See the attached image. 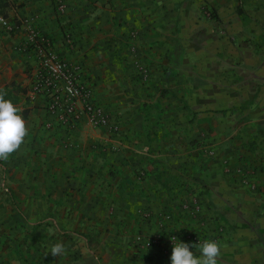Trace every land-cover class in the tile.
I'll list each match as a JSON object with an SVG mask.
<instances>
[{
    "label": "crops",
    "instance_id": "obj_1",
    "mask_svg": "<svg viewBox=\"0 0 264 264\" xmlns=\"http://www.w3.org/2000/svg\"><path fill=\"white\" fill-rule=\"evenodd\" d=\"M62 2L0 0V91L27 129L0 159V264H170L165 243L136 246L157 213L174 206L185 228L198 219L185 204L200 201L224 222L225 199L264 193V0ZM38 45L82 67L105 124L48 114L32 94ZM220 247L217 264H232Z\"/></svg>",
    "mask_w": 264,
    "mask_h": 264
},
{
    "label": "rangeland",
    "instance_id": "obj_2",
    "mask_svg": "<svg viewBox=\"0 0 264 264\" xmlns=\"http://www.w3.org/2000/svg\"><path fill=\"white\" fill-rule=\"evenodd\" d=\"M58 4H60V6L64 5L62 0H58ZM206 15L208 17L213 16V10L211 8H208L206 11ZM150 75L151 74L148 68L146 67V82L151 79ZM87 86L90 88L92 95L91 99L92 102L95 104L96 100L94 90L90 85L87 84ZM44 95H47L48 97L46 109L48 114H52L55 116V119L60 120L59 114L53 113V111L48 108V104L51 102V94H43L41 95V97ZM85 115L87 119L90 120L88 114ZM85 115H82L80 117V120H83V116ZM107 120H109V115L107 116ZM260 158L261 159L257 160V162H259V164H261V162L264 163V158ZM258 166H256V168L254 169L256 173L258 172V169H260V165ZM233 168L234 167L231 166V182H236L239 184L241 183L245 186L248 185L250 188H245H247L246 190H248L249 193H258L259 188L257 186V183L250 182L249 176L248 174H245V172H236V170H234ZM231 192H235V190H231ZM257 197H259V199H257L255 202L250 199L251 203L250 201L244 203L245 198L242 202H238V200L232 197H230L229 200L225 199L224 202L227 204L225 211H229V215H227L228 218L224 222L221 220L223 214V209L221 205L214 206L215 216L208 220L207 216L209 215L203 216L204 205H202L200 201L198 203L195 200L196 202H194L192 205L185 204L184 208L187 210V212H190V215L192 213L198 214V219L196 221L189 220L183 221L181 223L185 224V228H180L178 226L179 220H176L175 218L176 212L173 211V206V208L167 211L157 213L159 214V216L156 215L157 218L155 217V220L148 221L153 222L156 232L152 235L146 236V238L144 239L141 238L143 244L140 243L139 240H137L138 242L136 241V246H143L144 249L155 246L160 248L165 243V246H168L170 248V253L166 254V256L170 258L172 250V240L175 242L180 239L182 241L188 242L190 245L196 244L197 250H191H193L194 253L199 256L200 245L205 240H215L218 242L219 245L228 244L231 247L228 253L225 252V257L228 255L230 257L229 260L232 264L237 261H241L244 264L252 263L253 260H255L256 263L260 262V264H264V193L257 195ZM242 212L245 214H242L245 217L241 215ZM232 213H236V217H232ZM223 234H225V237L223 238L224 242L222 241ZM227 234H229V238L226 237ZM126 256L128 255L126 254ZM136 258L138 260L143 261L146 260V255L143 256L142 254H139L136 256ZM153 258L155 259V255L153 256Z\"/></svg>",
    "mask_w": 264,
    "mask_h": 264
},
{
    "label": "built area",
    "instance_id": "obj_3",
    "mask_svg": "<svg viewBox=\"0 0 264 264\" xmlns=\"http://www.w3.org/2000/svg\"><path fill=\"white\" fill-rule=\"evenodd\" d=\"M0 21L10 31L7 19L1 16ZM36 50L40 67L33 82L32 94L35 97L51 94L48 108L58 113L61 123L66 126L75 125L85 114L93 125L105 124L108 115L103 107L92 102L90 88L82 79V67L66 62L58 53L43 45H38Z\"/></svg>",
    "mask_w": 264,
    "mask_h": 264
},
{
    "label": "clouds",
    "instance_id": "obj_4",
    "mask_svg": "<svg viewBox=\"0 0 264 264\" xmlns=\"http://www.w3.org/2000/svg\"><path fill=\"white\" fill-rule=\"evenodd\" d=\"M5 96L6 93L0 91V159L7 158L16 151L27 133L26 121L20 108ZM191 249L197 250L196 244L190 245L180 239L175 242L172 240L170 264H217V257L221 254V247L215 240H205L200 245L199 256ZM62 252L63 247L60 244L54 245L50 250L53 256H59Z\"/></svg>",
    "mask_w": 264,
    "mask_h": 264
},
{
    "label": "trees",
    "instance_id": "obj_5",
    "mask_svg": "<svg viewBox=\"0 0 264 264\" xmlns=\"http://www.w3.org/2000/svg\"><path fill=\"white\" fill-rule=\"evenodd\" d=\"M5 98H6V99H9V100H12V96L9 95V94H6ZM27 113H28V111L26 110V111L24 112V115H27Z\"/></svg>",
    "mask_w": 264,
    "mask_h": 264
}]
</instances>
